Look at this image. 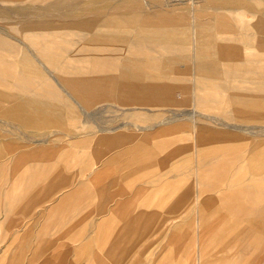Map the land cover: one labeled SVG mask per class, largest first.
Listing matches in <instances>:
<instances>
[{
    "label": "rangeland",
    "instance_id": "374dc122",
    "mask_svg": "<svg viewBox=\"0 0 264 264\" xmlns=\"http://www.w3.org/2000/svg\"><path fill=\"white\" fill-rule=\"evenodd\" d=\"M52 2L39 8L38 13L34 11L40 19L37 22L53 24L57 40L76 41L79 36L87 37L83 44L61 43L54 48L61 55L62 68L66 70L72 64L74 70L70 71L85 80V90L78 79L73 84L83 90L79 95L98 99L87 108V117L77 111L80 116L76 125L84 132L79 137L86 143H73L78 139L67 135L76 130L69 118L65 120L68 126L63 128V133L52 136L57 142L37 144L25 137L16 140L20 144L16 161H6V169L0 171V201L7 202L8 225L0 229V264H229L234 263V255L240 259L250 257L247 249L219 254L230 245L227 231L219 224L227 213L222 211L224 207L218 199L207 203L205 198L221 194L214 189L197 198L191 189L195 174L188 171L194 170L193 164H188L187 167H191L186 170L181 168L182 161H192L198 155L194 152L196 143L191 141L194 133L183 128L161 135L157 131L159 127L173 124L195 123L209 128L208 131H222L224 126L235 125L244 128V132H258V137L264 138L260 136L264 135V117L246 118L253 114L247 109L241 112L227 109L225 114L219 115L216 111L207 112L212 117L198 109V104L210 103L208 94L213 88L212 70L204 68L209 66L207 61H237L238 74L252 71V75H259L262 71L263 76L260 75L264 77V68L244 69L247 61L264 62L261 21L264 0ZM208 12L218 16L225 14L222 16L226 17L228 28L207 30L205 21L212 19L206 15ZM241 15L246 29L239 26L243 22L233 19ZM8 17L24 16L14 11L13 3L0 0V19ZM28 22L0 21V29L4 25L17 30ZM70 34L73 35L70 37ZM93 39L103 40L102 46L95 45ZM82 48L88 51H80ZM40 55L37 52L36 57ZM57 125L50 123L32 134L60 131ZM120 125L124 128H118ZM1 128H7L8 141H14L11 138L15 135L8 132L11 127ZM23 130L28 133L27 129ZM180 135L185 139L175 138ZM205 136L202 147L227 145L232 149L220 156L219 153L212 155L213 161L225 160L230 153L237 155L230 163L220 164L228 169L217 175L224 176L222 182L228 184L238 167L245 170L244 178L255 176L248 166L247 150L257 145L258 137L249 141L244 133L228 139L218 133L215 137L223 141H209L215 138L214 134ZM68 140L73 145H68ZM263 147L264 144L258 148ZM47 148L64 151L66 156L58 154L52 162V167L59 168L61 173L56 176L48 171V174L37 175L29 187H36L35 190L23 189L20 193V184L26 178L20 175L22 155L32 153L34 162H49L43 154ZM3 155L0 153V161L5 158ZM13 168L17 170L15 173ZM200 170L202 173L201 164ZM63 178H69L72 183L54 193L44 205L34 203L50 196L36 190L41 184L48 182L49 185ZM66 194L64 199L67 200L60 201ZM228 195L241 197L246 202L256 196L239 192ZM16 199L34 204L27 208L20 202L15 208L11 203ZM116 202L121 206L117 210H124L121 218L114 212ZM54 208L59 213L56 219L51 217ZM69 213H72L71 220L65 225L64 216ZM25 214L28 216L22 220ZM246 216L240 213V217ZM225 223L232 222L224 220L222 224ZM31 229L30 243L23 253L18 244L24 232ZM72 234L75 235L71 237ZM99 234L105 237L98 238ZM84 245L89 246L83 249ZM97 246L103 247L102 252ZM14 256L20 259L18 263Z\"/></svg>",
    "mask_w": 264,
    "mask_h": 264
},
{
    "label": "crops",
    "instance_id": "0c3cea01",
    "mask_svg": "<svg viewBox=\"0 0 264 264\" xmlns=\"http://www.w3.org/2000/svg\"><path fill=\"white\" fill-rule=\"evenodd\" d=\"M6 1L13 3L14 11L24 17L1 18L0 21L30 22H28L29 24L20 26L17 30H10L9 28L4 27V25L3 28L0 29V153H3V156H5V158L0 161V171L6 169V161H16V149L18 146H20L18 141H16L18 140V138L25 137L30 142L37 144L57 142L58 139H53L52 136L63 133V128L68 126V124L65 122L67 118L71 120V125H74V128L76 129L72 132L73 135L71 134V132L67 134L70 138L73 137L74 139H78L77 142L73 143H86V140H82L84 138H80V134L84 132L79 130L81 129L80 125H76V121L80 116L77 111H79L82 115H87V108L98 99L96 96L84 98L79 95L83 92V90H85V80L83 81L82 78L81 80L80 78L78 79V73L70 71L71 68L74 70V67H71L72 64H69L66 70L62 68L63 60H61L60 58V53H56L54 48L55 45L61 43L70 45L72 43L77 44L78 42L83 44L84 40H86L87 37L79 36L78 38L81 37L82 39L80 38L76 41L71 40L70 38V40H57L54 39L56 37V27L53 24L49 25L37 22L38 20H40L38 19L37 14L39 8L53 4L54 2L52 1L54 0ZM34 11H36L37 13H34ZM206 15H210L212 17V19L205 21L207 28H209L207 30L214 31L215 29L223 30L228 28L226 24V17L222 16L225 14H221L220 16H218V14H215L214 12H208ZM242 17L243 16L241 15L238 18L233 19H237L238 22L241 23L244 21ZM191 20L194 21V18H191ZM261 21L263 22L262 26L264 27V19H262ZM44 24L46 26H44ZM241 25L245 29L247 28L246 23L243 22L242 24H239V26ZM253 26L254 28L256 27L255 24H253ZM230 27L232 26L230 25ZM71 35L73 34H70V37ZM44 37H49L51 39L43 40L42 38ZM92 41L95 43V45H98L97 41L99 40L93 39ZM52 50H54L55 53ZM49 51H51V53H49ZM80 51L87 52L88 50L86 48H82L80 49ZM37 52L41 54L40 58L36 57ZM41 63L45 65L46 69L44 68V65L42 66ZM206 63H209V66L204 68H211V73H213L214 75L212 81L213 88L212 92L208 94V96L210 97H208L207 101L210 103L198 104V109L200 111L206 113L216 111L219 115L225 114L227 112V109L234 108L238 112L247 109L253 112V114L250 116H246V118L252 117L254 120H256L260 116L264 117V77H262V71L259 72V75L261 74L262 76L252 75V71H241L240 74H238L239 71L237 68L239 64L237 61L233 60H215L207 61ZM246 64L247 66L244 68L245 70H247V67L260 69L264 68V66H262L264 65V62L260 60L247 61ZM199 69L201 70V67ZM19 74L20 76H18ZM19 79H21V84ZM77 79L78 84L83 85L82 91L76 89L75 85H73L75 84L74 82H76ZM25 82L28 83L25 84ZM20 87H22V89ZM62 88L64 89V91ZM27 89L28 91H26ZM124 112H128V110L124 109ZM208 115L212 117L210 114ZM72 121L74 123H72ZM54 122L58 123L57 126H59L60 131L46 132L42 134L40 133L36 136L35 134H32L35 129L47 127L50 123ZM221 124L224 126L223 123ZM1 126L11 127L12 130L8 132L15 135V138H11L14 139V141H8L6 137L7 128L2 129ZM224 127L225 128L222 131L213 129H211L212 131H208L209 128L201 125H196L195 123L173 124L170 127H159L157 133L158 135H161L175 128L189 129L192 133H194L195 136L191 138V141L193 140L192 143H196L194 152L198 155L196 157H193L192 161H182L181 168L186 170L187 168L191 167H187L188 164H193L194 170L188 169V171L193 175L195 174V178L193 180L194 184L192 183L191 189L196 193L197 198L201 193L211 192L214 189H216V191L218 190L219 194H221L219 196L216 195L217 197L210 196L208 198H205V201L207 203H213L218 199L220 206L224 207V209L222 208V211L227 213L226 216H222L220 218L221 221L219 222V224L220 226L222 225V227L225 228V231H227V236L230 237V245L226 250L220 251L219 254L229 253L233 249L239 251L242 249H247L250 251V257H244L243 259H240L239 257L234 255L232 256V259H234V263L230 262L229 264H241V262L243 264H250V260L258 261V264H263L264 147L261 149L258 147L264 144V138L258 137V132H244V128L242 129L241 126L239 127L235 125H227ZM118 128H124V125H120L118 126ZM23 129H27L28 133H25ZM18 132L20 133V135ZM206 133H213V137H215L216 134L219 133L221 135H224V137L228 139H233L240 134L246 133L247 136L244 138L249 141L256 140V138L258 137L257 145L251 147V150H247V154H249L247 155V158L249 159L248 166H250V169L252 173L254 172L255 176L250 175L249 177L246 176L244 178L243 175L245 173V170L242 167H238L237 171L234 173V176L231 178V181L228 184L222 182L221 180L225 179L224 176L217 175L226 173L228 169L226 167H221L220 164H222V162L230 163L232 159L237 157V155H233V153H230L229 158L225 160L213 161L212 159H210V157L214 158L212 155H215L216 153H219L218 156H220L227 150L231 151L232 149H230L227 145L202 147L203 145L201 144V142L205 140ZM260 136L264 137V135ZM175 138L181 140L185 139L182 138L181 135L176 136ZM215 139L223 141L221 137H215L209 141ZM66 143L68 145L72 144L70 140H68ZM256 149L260 150L256 151ZM183 151L185 152L186 149ZM6 153L9 154L6 156ZM43 154L46 158H48L49 162H47L46 160L34 162L32 153L30 155L28 153L22 155L21 164L23 168L20 169V175L21 177L25 175L26 178L22 179L23 181L21 182L19 188L20 193L23 189L30 190V192H33V190H35L36 187H32L33 189H29V187L31 186L30 184L37 175L42 176L44 174H48V171L50 175L56 176L61 173L59 168L52 167V162L58 154H60L59 157L66 156L64 151L60 149L58 151H54L47 148L46 150H44ZM80 155L81 154L78 152V158ZM188 156H190V152L188 153ZM200 164L201 168L203 169L202 173L200 170ZM16 171L17 170L13 168V172L15 173ZM209 173L210 176H208ZM55 180L59 179H54V181ZM240 180H244V182L241 181L243 182L241 183L239 182ZM71 181L72 180H70L69 178H63V180L55 181L49 185L48 182L41 184L40 187H38L36 190H43L44 195L50 196L43 200L41 199V201H34V203L37 204L40 202L41 205H44V203L47 202L50 197L52 198L55 195L54 193H57L58 190H61V188L63 189V187H67L68 185H70L72 183ZM251 182H253V184ZM167 184L171 186L170 183ZM178 184L179 183L177 182V185ZM237 192H239V194L250 195L254 193L256 196L251 197V199L246 202L241 197H237L239 196L238 194H235L237 196L234 197H232V195H228L230 193ZM258 195H262L263 197H259ZM66 196L67 194L63 196L60 201H66L67 199H64ZM10 201H12V199H10L9 202ZM20 202H22L24 207L27 208L32 207V205L34 204L25 200L18 201L16 199L13 203H11V205L17 208V205L19 206ZM118 207L121 206L116 202L114 208V210L116 211L114 212H117V214L120 215L121 218L124 215V210L122 209L119 211L117 210ZM54 212L53 214H51L52 219H56L59 216L57 208H54ZM6 213L7 202L0 201V229H5L8 226L6 225ZM240 213L248 216L242 218L240 217ZM71 214L72 213H69L67 216H64V219L66 220L65 225L69 224L67 222L71 220ZM27 216V214H25V216H22V220L24 218H27ZM14 218V220L17 219L16 216ZM213 219L214 218H212L211 220ZM147 220H150V216ZM224 220L232 223L230 225L225 223L224 225L222 224ZM217 228L219 230L220 227ZM24 234L23 236H21L22 239H20L18 244V246H21V249L23 248V253L26 249L25 246L29 245L30 243L28 241V238L32 234V229L27 230L26 232H24ZM73 235L75 234H72L70 236L72 237ZM24 237L26 238L24 239ZM104 237L105 236L103 234L98 235V238L103 239ZM97 240L100 241L101 239ZM88 246L84 245L83 249L87 248ZM96 248H98L97 250L101 252L103 250V247L97 246ZM235 253L236 252H234L233 254ZM14 258L16 260V263H18L20 259L17 256H14Z\"/></svg>",
    "mask_w": 264,
    "mask_h": 264
},
{
    "label": "bare ground",
    "instance_id": "6f19581e",
    "mask_svg": "<svg viewBox=\"0 0 264 264\" xmlns=\"http://www.w3.org/2000/svg\"><path fill=\"white\" fill-rule=\"evenodd\" d=\"M86 37V36H85ZM84 40V39H83ZM73 44V43H72ZM97 44L98 45H100V46H102V44H103V40H101V41H97ZM67 52V51H66ZM55 53V52H54ZM69 53V52H68ZM41 62V61H40ZM42 64V63H41ZM44 64H42V66H43ZM44 68H45V65H44ZM46 69V68H45ZM138 75V74H137ZM18 76H20V74L18 75ZM16 79H17V77H16ZM21 79H19V81H20ZM18 82V81H17ZM89 82H92V81H89ZM22 82L20 81V84H21ZM24 83V82H23ZM26 83H28V82H25V84ZM20 86V85H19ZM27 87V86H26ZM21 89H22V87H20ZM63 89V88H62ZM26 91H28V89L26 90ZM63 91H64V89H63ZM66 92V91H65ZM67 95V94H66ZM69 96V95H68ZM71 97V96H70ZM69 97V98H70ZM71 99V98H70ZM73 99V98H72ZM74 100V99H73ZM72 100V101H73ZM75 102V101H74ZM135 109V108H134ZM143 109V108H142ZM84 115H86V114H84ZM86 116H88V115H86ZM205 117V116H204ZM95 121V120H94ZM144 127V126H143ZM234 127V126H233ZM243 129V128H242ZM249 131H250V129H249Z\"/></svg>",
    "mask_w": 264,
    "mask_h": 264
}]
</instances>
